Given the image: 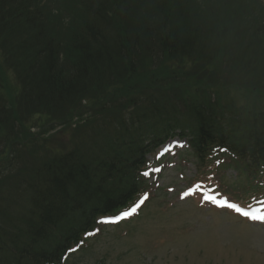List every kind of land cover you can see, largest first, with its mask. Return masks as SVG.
Here are the masks:
<instances>
[{"label":"trees","instance_id":"trees-1","mask_svg":"<svg viewBox=\"0 0 264 264\" xmlns=\"http://www.w3.org/2000/svg\"><path fill=\"white\" fill-rule=\"evenodd\" d=\"M176 136L264 166V0H0V264H71Z\"/></svg>","mask_w":264,"mask_h":264},{"label":"rangeland","instance_id":"rangeland-1","mask_svg":"<svg viewBox=\"0 0 264 264\" xmlns=\"http://www.w3.org/2000/svg\"><path fill=\"white\" fill-rule=\"evenodd\" d=\"M164 161L156 182L164 186L155 193L164 212L155 201L149 208L144 205L132 222L103 229L89 242L90 248L73 256L71 264H264V224L248 221V225L229 211L194 209V200L184 203L181 193L196 180V166L185 162L178 169L174 156ZM220 171L223 177L216 173L215 179L237 181L233 168Z\"/></svg>","mask_w":264,"mask_h":264},{"label":"snow or ice","instance_id":"snow-or-ice-1","mask_svg":"<svg viewBox=\"0 0 264 264\" xmlns=\"http://www.w3.org/2000/svg\"><path fill=\"white\" fill-rule=\"evenodd\" d=\"M148 174H149V173H147V172L145 173V175H148ZM197 187H199V186H197ZM144 199H147V196H146V195H145V197H143V198L139 201V203H138L133 209H131V210L128 211V212H124V213L122 214V216L120 217V219H124V218L129 217L130 215H134L135 212H136V209L139 208L140 204L143 203ZM211 199H212L213 201H215L216 198H215V197H212ZM221 206H228V207H231V208L236 209L237 211H242L241 209H239V208L237 207V205H235V204H228L227 201H225L224 204L221 205ZM243 215H245V216H250L253 220L264 221V215L256 216L255 214H252V213H249V212H243Z\"/></svg>","mask_w":264,"mask_h":264}]
</instances>
